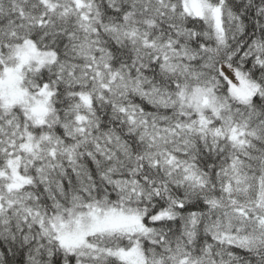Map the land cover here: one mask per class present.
I'll return each instance as SVG.
<instances>
[{"label":"snow or ice","instance_id":"1","mask_svg":"<svg viewBox=\"0 0 264 264\" xmlns=\"http://www.w3.org/2000/svg\"><path fill=\"white\" fill-rule=\"evenodd\" d=\"M0 264H264V0H0Z\"/></svg>","mask_w":264,"mask_h":264}]
</instances>
